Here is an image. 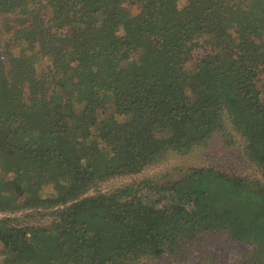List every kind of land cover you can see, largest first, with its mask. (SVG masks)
Masks as SVG:
<instances>
[{"label": "trees", "instance_id": "16d2710c", "mask_svg": "<svg viewBox=\"0 0 264 264\" xmlns=\"http://www.w3.org/2000/svg\"><path fill=\"white\" fill-rule=\"evenodd\" d=\"M0 15V214L53 218H2V264H140L218 231L264 264L250 179L199 168L88 195L204 145L224 115L264 176V0H0Z\"/></svg>", "mask_w": 264, "mask_h": 264}, {"label": "rangeland", "instance_id": "374dc122", "mask_svg": "<svg viewBox=\"0 0 264 264\" xmlns=\"http://www.w3.org/2000/svg\"><path fill=\"white\" fill-rule=\"evenodd\" d=\"M4 22L5 16L0 15V31L2 32H4L2 28ZM1 38H5V35ZM262 44L264 46V38ZM204 54L205 50H198L195 53L197 57ZM260 79L263 88L264 66ZM223 119V131L213 134L204 145L193 147L189 153L184 155L167 152L157 163L146 168L138 176L110 179L90 189L88 195L108 193L134 181L138 182L144 179H151L156 181L159 186H164L166 182L171 183L179 180L186 177L192 169L199 168H214L228 175L250 179L264 186V176L245 150L246 139L231 124L227 115H224ZM5 217L17 218L20 224L25 226L47 227L53 220L49 212L33 211V209L0 214V220ZM226 231L228 232V230ZM180 250L175 255H165L161 259H147L140 264H246V260L252 254L251 245L230 240L226 232L220 231L200 233L191 239L190 243L182 246ZM2 262L3 256H0V264Z\"/></svg>", "mask_w": 264, "mask_h": 264}]
</instances>
